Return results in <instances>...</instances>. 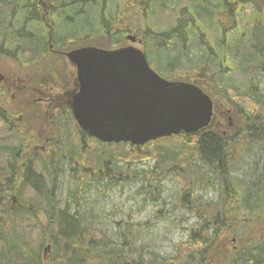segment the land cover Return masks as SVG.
<instances>
[{"label":"trees","instance_id":"trees-1","mask_svg":"<svg viewBox=\"0 0 264 264\" xmlns=\"http://www.w3.org/2000/svg\"><path fill=\"white\" fill-rule=\"evenodd\" d=\"M54 1L57 5L52 4ZM86 1L52 0L48 9L53 10V16L50 15L52 26L50 29L48 26L47 32L41 17L37 16V10H40L38 0H0V55L11 56L12 51L6 50L5 46L14 44L13 52L21 49L38 57L48 50L49 44L60 49L87 40L94 34L109 35L111 44L120 45L121 33H109L108 25L113 21L103 18L99 3L87 5ZM219 1L188 0L191 10L175 14L172 27L165 31L152 28L143 34L144 52L149 64L154 63L155 72L167 80H174L173 76L178 71H192L195 74L190 77L193 80L191 83L197 84L210 97L217 96L214 83L224 96L239 98L243 103L240 108L245 110L249 122L242 130L222 134L212 129L210 123L197 133L171 135L144 145L103 143L77 130L81 139L87 137L105 147L111 144L128 147L126 150L121 148L114 159L115 168L119 169L118 177H122L120 172L123 170L128 171L127 165L147 157L154 161L151 170L131 172L132 176H128L130 180L139 181L144 189H156L160 178L165 176L183 183L181 206L197 219V224L190 227L186 246H179L176 256L159 262H147L140 254L135 257L138 247L127 237L122 245L111 247L109 239L83 225L78 211L72 212L68 207L57 208L53 199L54 190L46 193L48 190L42 188L44 175L28 164L24 183L42 196L46 203L45 223L41 229H44V235L52 246L55 264H206L210 262L211 253L215 252L221 231L229 225L228 213L238 209L252 215L264 204L263 200L260 202L264 198V163L258 174L257 166L254 167L252 181L237 176L240 165L249 156L261 154L257 159L262 157L264 162V93L249 78L258 73L264 74V0ZM80 16L85 18V27H73ZM49 35L50 42L46 39L48 37L49 40ZM186 36H189L188 40ZM172 53L174 55L170 58ZM232 74H240L249 80L235 84ZM205 79L209 80V84H205ZM0 117H4L2 112ZM71 133L73 137L75 134ZM73 138L65 136L60 145L62 149H67L70 157H77L79 153ZM159 141L174 143L147 149ZM108 150L102 148L87 157L79 156L92 162L91 169L68 159L62 164L70 169L74 179L85 168L89 174L85 178L103 181L107 176L98 177L90 173L94 168H99L100 172L107 168L110 161ZM4 151L5 148L0 147V264H41L39 249L44 239H32L31 232L21 231L18 225L22 224L23 211L18 207L12 210L9 206V196L16 183V157L12 150L10 155L13 160L7 165ZM131 158L133 160H129ZM119 162L125 167L119 166ZM210 174L219 184L216 204H208L194 196V191L211 184ZM107 179L110 181L112 178ZM221 261L210 264H264V243H249L248 247L234 251L224 262Z\"/></svg>","mask_w":264,"mask_h":264},{"label":"rangeland","instance_id":"rangeland-1","mask_svg":"<svg viewBox=\"0 0 264 264\" xmlns=\"http://www.w3.org/2000/svg\"><path fill=\"white\" fill-rule=\"evenodd\" d=\"M41 1L44 3L45 0ZM89 1L91 2V0L86 1L87 5L99 3L100 7L98 6V8L100 14H104L103 18L113 21L108 25L109 33L120 32L121 43L113 45L110 43L109 35L94 34L87 40L79 41L77 45L60 48L65 49L66 53L72 48L84 45L105 49L133 45L144 50L143 34L145 32L152 28L165 31L174 25L175 14H179L181 10H191L188 0H104L101 2L93 0L91 4L88 3ZM211 1L215 3L217 0ZM55 3L56 1L52 4L57 5ZM45 11H47L45 19L41 20L42 26L47 31L48 24H52L50 15H53L51 14L52 10ZM84 23V17H77L73 27L84 28ZM78 28L76 29L84 30ZM188 31L190 30L188 29ZM129 36L139 40V44L130 42ZM46 39L49 42L48 37ZM188 39L189 36H186V40ZM12 45L14 44L5 46V49L13 52ZM53 50H55L54 47L52 51L48 49L38 57H33L30 53L28 55L21 49L14 50V54L11 52V56L0 55V75L11 77L12 84L20 86L15 88L12 85L10 90L2 93L1 88L5 87L1 84L3 79H0V106L5 108L7 114V119L0 117V147L6 150L3 155L7 165L12 163L13 157L10 155L12 150L16 157V183L9 196V206L12 210L18 207L23 211L22 224L18 225V228L21 231L24 229L25 232H31L32 239H44L42 247L39 249L40 263L55 264L52 246L47 240V235L46 237L44 235V229H41L45 223L46 203L42 196L24 183L23 179L25 167L31 164L32 168L44 175H42L44 179L42 188L48 190L46 193L50 189L54 190L53 199L57 208L68 207L72 212L78 211L83 225L93 233L109 239L112 242L111 247L122 245L123 240L127 237L133 240L135 246L138 247V252H135L134 256L140 254L141 258L147 262H159L163 258L176 256L177 248L186 244L190 227L197 224L196 217L181 206L180 196L183 194V183L170 176H165L160 178L156 189L154 187L144 189L139 181L130 180L128 176H132L131 172L151 170L154 161L147 157L146 160L127 165L128 171H126L127 169L123 170L120 172L122 177H118L119 169L115 168L114 159L117 158L121 148L126 150L128 147L112 144L105 147L102 143L87 137L82 141L83 139L77 134L79 128L72 118L70 120L56 118L63 107L50 110L51 108L44 102L45 100L39 99L41 95L37 90H44L42 85L46 84L44 88L49 89L53 96L63 93L65 88L69 87L67 81L75 74V68L68 61L66 53L61 56L54 53ZM172 55L174 54L172 53L170 58ZM150 66L154 68L155 65L150 62ZM193 74L195 73L192 71H178L173 79L192 82L190 77ZM231 78L235 84L242 81L246 83V80H249L248 78L245 80L244 76L240 74H232ZM249 78L264 93V74L258 73ZM205 84H209L208 79H205ZM213 85L214 88L216 87L214 91L217 96L211 97L213 101L212 129L222 134H234L242 130V127L249 123L245 110L240 108V104L243 103L235 96L232 99L224 96L218 89L219 87L214 83ZM208 87L210 86L208 85ZM51 117L56 119L53 120ZM71 132L75 134L74 138ZM45 135L51 139L46 150L42 151L41 146L44 144ZM65 136L74 139L75 149L81 157H87L102 148L109 149L107 156L109 155L110 161L107 168L101 170L103 172H100L99 168H94L90 174L98 177L107 176L112 179L109 181L106 178L97 182L85 178L88 172L82 168L83 166H81V175L74 179L70 169L62 164L63 161L68 159L71 162H79L81 165L88 166L89 169L93 164L79 156L70 157L67 149H62L60 145L63 144ZM171 143L174 142L164 144L159 141L148 146L147 149L155 145L159 147L171 146ZM260 155L249 156L247 161H243L244 164L240 165L237 176L245 178L246 181H252L254 178L251 173L256 170L254 167L257 166L258 174L264 163L262 157L257 159ZM129 160H133V158ZM118 164L125 167L122 162ZM74 165L77 164L74 163ZM55 172H58L56 176ZM210 176L211 184L194 191V196L208 204H216L219 184L213 179L212 174ZM253 200L257 199L253 198ZM262 200L264 202L263 197L260 202ZM228 216L229 225L221 231L216 241L215 252L211 253L210 262L206 264L218 263L220 260L222 263L234 251L248 247L249 243L257 241L264 243V204L252 215H248L243 210L233 209L228 213ZM22 238L26 239L25 236Z\"/></svg>","mask_w":264,"mask_h":264},{"label":"water","instance_id":"water-1","mask_svg":"<svg viewBox=\"0 0 264 264\" xmlns=\"http://www.w3.org/2000/svg\"><path fill=\"white\" fill-rule=\"evenodd\" d=\"M66 57L80 84L71 102L73 117L81 131L100 142L144 145L197 133L212 120V98L197 84L161 77L140 48L86 46Z\"/></svg>","mask_w":264,"mask_h":264},{"label":"flooded vegetation","instance_id":"flooded-vegetation-1","mask_svg":"<svg viewBox=\"0 0 264 264\" xmlns=\"http://www.w3.org/2000/svg\"><path fill=\"white\" fill-rule=\"evenodd\" d=\"M51 2H52V0H45L44 3L41 0H38V5L40 7V10H37V16L41 17V19L42 18L45 19V16H46V13H47V11H45V10H48L49 9V4L51 6ZM48 26H49V29H50V27L52 26V24L50 23V24H48ZM49 42H50V35H49ZM134 43H138L139 44V40L136 39V41ZM70 45L71 44H69L68 46H70ZM74 45H77V43L74 44ZM85 46H89V45H84V46L72 48V49H70L68 51H71V50H74V49H78V48H82V47H85ZM125 46H129V45H122L120 47H125ZM52 48H53L52 44H49L48 45V49H51V51H52ZM54 49H55V50H53L54 53H56L58 55H61L62 56V55H65V53H66L65 52V49H63V50L62 49H58V48H54ZM15 51H17V49ZM70 64H72V63H70ZM74 68H75V66H74ZM0 79H3V83L1 82V84L4 85V87H5V88H1L2 93L10 90L11 89L10 87L12 85H14L11 82V77H3L2 75H0ZM44 85H46V84H43L42 85L44 90H37L39 92V94L41 95V97L39 99L40 100H45L44 102L51 108L50 110H52V108H57L58 109L60 107L61 108L63 107L59 111L60 114L57 115V117H56L57 119H63V120L68 119V120H70L72 118L73 121L76 122L75 119H74V117H73L72 110H71V102H72V99L78 93L79 88H80V84H79V81H78V78H77L76 68H75V74H73L70 77V79L67 81V85H69V87L68 88H65L66 90L63 93L53 96L52 93H51V91L49 92V89L44 88ZM14 87L15 88H19L20 86L14 85ZM5 111H6L5 108H2V106H0V113L2 112V114L4 115V117L7 119V114H6ZM62 116H63V118H62ZM20 117H22V114H20ZM56 118H52L51 117V119H53V120H55ZM75 125L78 126L77 123H75ZM51 129H53V128H51ZM78 131L86 134L85 132L81 131L80 128L78 129ZM50 139L51 138H49L48 135H45V137H44V144H43V146H41V150L42 151H45L46 150V147H47L48 142L50 141Z\"/></svg>","mask_w":264,"mask_h":264}]
</instances>
